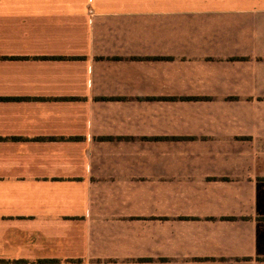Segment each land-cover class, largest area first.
Instances as JSON below:
<instances>
[{"label": "crops", "instance_id": "obj_1", "mask_svg": "<svg viewBox=\"0 0 264 264\" xmlns=\"http://www.w3.org/2000/svg\"><path fill=\"white\" fill-rule=\"evenodd\" d=\"M0 264H264V0H0Z\"/></svg>", "mask_w": 264, "mask_h": 264}]
</instances>
